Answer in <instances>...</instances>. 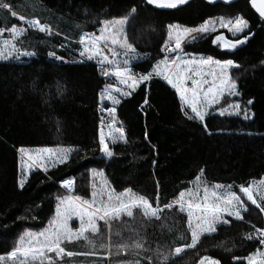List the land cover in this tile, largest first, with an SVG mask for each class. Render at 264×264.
<instances>
[{
  "label": "trees",
  "instance_id": "16d2710c",
  "mask_svg": "<svg viewBox=\"0 0 264 264\" xmlns=\"http://www.w3.org/2000/svg\"><path fill=\"white\" fill-rule=\"evenodd\" d=\"M6 2L13 5L18 15L39 17L49 23L53 34L29 29L18 46L35 52V56L21 61H0V254L10 251L26 229L39 231L48 224L55 214L57 197L65 195L58 185L64 179L75 180L74 194L91 199L92 184H100V178L91 174L93 168L104 172L109 187L116 192L131 187L155 201L158 191L161 205L171 202L180 190L190 186L189 182L201 169L205 180L213 184L246 185L264 177V65L260 63L264 61V22L251 9L248 0L229 5L192 0L174 10H157L144 0ZM132 6L137 7V13L129 20L127 36L141 54H147L146 62L134 69L140 73L150 70L152 64L163 58L160 49L166 39L167 25L194 27L210 17L243 15L255 35L234 53H225L212 45L215 33L186 45L185 51L238 62L241 68L233 70V75L239 77L241 95L236 99L242 105L253 100L248 106L254 114L252 118L219 117L213 113L206 118V132L200 122L184 117L175 90L154 77L116 106V117L125 128L128 143L110 145L114 156L101 157L100 93L108 79L100 74L95 62L61 64L49 58L48 53L55 51L68 61H78L74 50L79 46V36L85 31H96L99 20L127 14ZM13 24L24 26L10 13L0 10V27L7 29ZM57 31L60 35L55 34ZM58 85L63 89L62 95L57 94ZM43 93L49 95L44 97ZM146 97L148 104H144ZM57 146L77 151L66 165H58L47 173L32 170L23 189L19 188L18 150ZM164 215L171 232L162 231L158 226L143 227L137 221L138 229L149 240V250L139 254L141 264H148L149 257L152 264H160L157 249L167 254L173 246L191 240L186 214L173 209ZM245 215L248 223L233 222L212 236L202 237L197 249L175 257L174 264H197L205 255L219 259L221 264H246L243 259L233 257L243 258L259 246L243 237L253 231L251 225L264 228V214L255 210ZM74 226L78 227V221ZM124 235L127 238L128 233ZM107 239L105 230L106 243ZM69 248L89 251L83 241ZM226 248L232 250L225 251ZM104 255L107 253H98V256ZM136 258L131 252L118 255L113 252L108 260L98 264H130ZM94 259L98 257L74 258L75 264H91Z\"/></svg>",
  "mask_w": 264,
  "mask_h": 264
},
{
  "label": "snow or ice",
  "instance_id": "6c2138e0",
  "mask_svg": "<svg viewBox=\"0 0 264 264\" xmlns=\"http://www.w3.org/2000/svg\"><path fill=\"white\" fill-rule=\"evenodd\" d=\"M207 2L212 4L215 0ZM145 3L155 9H177L188 4L189 0H145ZM224 3H230V0H224ZM249 3L259 19L264 21V0H249ZM0 10L7 11L24 25L18 27L13 24L7 29L0 27V38L5 32L9 37L0 39V61H21L22 57L35 56V52L17 46L18 42L22 43L21 38L29 29L49 36L53 34L49 23L42 22L39 17L26 18L24 15H18L13 10V5L6 0H0ZM136 13L137 7L132 6L123 16L99 20V34L83 32L78 40L82 46L78 54L84 59L68 61L55 51L48 53L49 58L61 64L95 61L102 76L115 77L119 84L123 85L118 87L106 83L100 93L101 100H107L112 105L102 109L110 114L111 119L107 122L108 131L105 132V120L101 118L98 138L99 152L105 158L111 159L114 156L110 145L128 143L125 128L116 119V106L121 104V98L130 97L137 88L154 77L162 79L175 90L184 117L189 121L200 122L206 132V118L213 113L219 117L242 116L244 120L252 118L254 114L248 106L253 104V100L250 99L247 105H242L228 99L241 95L237 83L239 77L233 75V70L240 69L241 65L231 58L215 59L211 55L197 57L185 51L186 45L216 33L219 28L226 29L236 38L229 39L221 33L212 38V45L225 53H234L255 35L243 15H236L234 18L210 17L194 27L178 23L167 25V40L160 49L165 55L152 64L150 70L140 73L134 69L146 62L147 54H141L135 45L129 42L126 31L130 18ZM55 34L60 35V32ZM260 63L264 65V61ZM33 87H36L35 82ZM56 91L58 95L63 94L59 85ZM48 95L43 93L44 97ZM44 102L47 103V99ZM144 104H148L147 97ZM147 139L148 134L145 132V140ZM18 151L27 156L29 163L24 165L27 171L38 170L47 173L50 167L66 165L77 149L57 146L40 147L33 151L22 147ZM91 174L94 178H100L99 185L92 184L91 199L74 194V179L61 181L60 187L66 189L69 194L57 197L54 216L41 230L26 229L19 235L12 249L0 254V264H75L74 258L78 257H98L91 262L98 264V261L108 260L113 252L117 255L121 252H131L137 258L130 264H141L139 254L149 250V240L138 229L137 221L139 220L143 227L158 226L162 231L171 232L168 218L164 214L175 209L178 213L186 214L191 240L173 246L167 254L157 249L160 264H174L175 257H181L186 250L197 249L202 237L212 236L221 228L232 226L233 222L248 223L245 214H251L255 210L264 214V177L246 185L209 184L204 178V169H201L193 181L189 182L190 186L180 190L171 202L161 205L158 191L155 201L135 192L131 187L116 192L109 187L102 170L93 168ZM25 182V179H20L19 188L23 189ZM157 188L159 189L158 182ZM236 188L238 191L234 190ZM77 221L78 227L74 226ZM251 227L253 231L244 234L243 239L255 241L259 246L243 258L233 259H243L246 264H264V228L255 225ZM124 233H128L127 238ZM180 239H183V236ZM80 241L84 242L89 251L70 250L69 245ZM99 252H106L107 255L98 256ZM148 264H152L150 257ZM198 264H221V261L205 255L200 258Z\"/></svg>",
  "mask_w": 264,
  "mask_h": 264
},
{
  "label": "rangeland",
  "instance_id": "374dc122",
  "mask_svg": "<svg viewBox=\"0 0 264 264\" xmlns=\"http://www.w3.org/2000/svg\"><path fill=\"white\" fill-rule=\"evenodd\" d=\"M219 17H221V16H216V17H211V18H219ZM224 17V16H223ZM235 16H232V17H225V18H234ZM198 26V25H197ZM18 27H20V26H18ZM168 31V30H167ZM246 31H248V30H246ZM94 32H96L97 34H99L98 33V29L96 30V31H94ZM6 34H7V32H5ZM89 33H91V32H89ZM221 33H223L227 38H229V39H235L236 37H233L232 35H231V33H228L227 32V30L226 29H219L218 28V31L215 33V35H218V34H221ZM83 34V33H82ZM6 38H9L8 37V34H7V36H3L2 38H0V39H6ZM79 40V39H78ZM165 40H167V35H166V39ZM77 43H78V41H77ZM63 45H66V46H68L66 43H63ZM78 45H79V43H78ZM17 46H18V44H17ZM19 47V46H18ZM81 45H79L78 46V48H76L75 50H74V52L77 54V56H78V61L79 60H81V59H84V58H82V57H80L79 56V50L81 49ZM70 48V47H69ZM28 51V50H27ZM192 54V53H191ZM165 55V54H164ZM194 55H196L197 57H199V56H203V55H197V54H194ZM204 57H207V56H204ZM23 59H28V58H26V57H22V59L21 60H23ZM13 61H15V60H13ZM92 62H95V61H92ZM104 77V76H103ZM104 78H106V77H104ZM106 79H108V83H111V84H113L114 86H118V87H123V85H120L119 84V82H118V80L115 78V77H108V78H106ZM105 87V86H104ZM103 90H104V88H103ZM102 90V91H103ZM101 91V92H102ZM234 97H230V98H228L230 101H234V102H238V100L236 99L237 97H235L234 99H233ZM122 99V98H121ZM233 99V100H232ZM100 107H101V118L103 117L104 118V120H105V125H104V131L105 132H107L108 131V128H107V122L111 119V116H110V114L109 113H107L106 111H102V109H106V108H108V107H112V105H111V103L109 102V101H107V100H101V98H100ZM116 119H117V117H116ZM117 121H118V119H117ZM119 122V121H118ZM100 128H101V122H100ZM100 128H99V131H100ZM36 148H40V147H32V148H26V149H30V150H35ZM18 155H19V180L20 179H25L26 180V178L28 177V174L31 172H29V171H27V169L24 167V165L26 164V163H29V161L27 160V156L26 155H24V154H21L19 151H18ZM99 155L101 156V157H104L100 152H99ZM49 169H51V167L49 168ZM209 184H213V183H209ZM61 190H65L64 191V193H65V195L66 194H69L68 192H67V190L66 189H63V188H61ZM187 217V216H186ZM198 264V263H197Z\"/></svg>",
  "mask_w": 264,
  "mask_h": 264
},
{
  "label": "water",
  "instance_id": "95a60500",
  "mask_svg": "<svg viewBox=\"0 0 264 264\" xmlns=\"http://www.w3.org/2000/svg\"><path fill=\"white\" fill-rule=\"evenodd\" d=\"M145 1V0H144ZM190 1H192V0H189V2ZM206 3H208L207 2V0H204ZM235 1H238V0H230V3H224V0H215V3H212V4H210V5H213V4H218V3H221V4H223V5H229V4H231V3H233V2H235ZM209 4V3H208ZM248 4H249V6L251 7V5H250V3H249V0H248ZM184 6V5H183ZM152 7V6H151ZM180 7H182V6H179L178 8H180ZM152 8H154V7H152ZM177 8V9H178ZM155 9V8H154ZM252 9V8H251ZM157 10H174V9H157ZM253 11H254V13H256L255 12V10L254 9H252ZM257 14V13H256ZM258 15V14H257ZM259 17V16H258ZM264 22V21H263Z\"/></svg>",
  "mask_w": 264,
  "mask_h": 264
},
{
  "label": "built area",
  "instance_id": "2783aa9c",
  "mask_svg": "<svg viewBox=\"0 0 264 264\" xmlns=\"http://www.w3.org/2000/svg\"><path fill=\"white\" fill-rule=\"evenodd\" d=\"M60 184H61V182L58 184L59 185V187H60ZM61 188V187H60ZM65 191V190H64Z\"/></svg>",
  "mask_w": 264,
  "mask_h": 264
}]
</instances>
